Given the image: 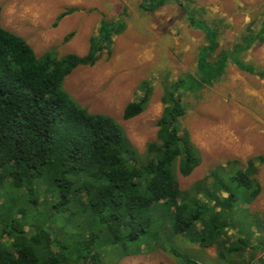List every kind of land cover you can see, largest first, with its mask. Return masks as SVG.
Listing matches in <instances>:
<instances>
[{
	"label": "trees",
	"instance_id": "1",
	"mask_svg": "<svg viewBox=\"0 0 264 264\" xmlns=\"http://www.w3.org/2000/svg\"><path fill=\"white\" fill-rule=\"evenodd\" d=\"M169 1L178 2L207 42L188 81L165 84L156 138L142 155L119 122L89 112L63 86L77 66L93 65L103 51L111 52L113 36L126 28L127 7L117 19H101L86 53L60 56L52 49L38 56L21 35L2 26L0 10V264H115L117 256L155 247L171 254L172 264H202L168 243L175 236L213 247L214 264H264V242L250 239L253 226L264 235V217L246 206L261 191L263 156L228 160L210 179L186 189L175 175L176 168L190 175L202 159L190 135L180 132L182 92L210 84L230 63L264 79V71L243 58L264 41V17L257 31L249 28L212 59L217 26L182 0L138 4L150 12ZM148 92L146 84L141 97L127 102L124 120L140 115Z\"/></svg>",
	"mask_w": 264,
	"mask_h": 264
},
{
	"label": "rangeland",
	"instance_id": "2",
	"mask_svg": "<svg viewBox=\"0 0 264 264\" xmlns=\"http://www.w3.org/2000/svg\"><path fill=\"white\" fill-rule=\"evenodd\" d=\"M197 16L217 26V58L231 48L248 29L257 31L264 17V0H182ZM139 0H0L1 23L21 35L40 56L54 50L86 53L89 37L97 32L103 17L123 16L126 28L113 36L111 52L103 51L93 65H79L64 79V89L89 112L112 116L123 128L131 145L142 155L156 138V121L163 108L165 84L186 78L196 71L197 53L206 45L202 30L193 27L183 9L172 1L155 11L139 8ZM68 7H75L66 12ZM62 13H65L64 15ZM62 14V15H61ZM244 60L264 71V41L252 45ZM149 99L140 115L124 120L127 102L141 97L145 85ZM143 85V86H142ZM186 107L180 118V132H187L201 154L200 164L188 176L175 169L179 186L186 189L228 160L245 163L263 156L257 179L261 191L246 206L264 217V79L230 63L225 73L210 84L196 85L182 92ZM209 181V180H208ZM252 227L251 243L264 242V235ZM173 243L202 264H214L213 247L201 248L175 236ZM115 264H172L166 250L155 247L135 255L117 256Z\"/></svg>",
	"mask_w": 264,
	"mask_h": 264
}]
</instances>
